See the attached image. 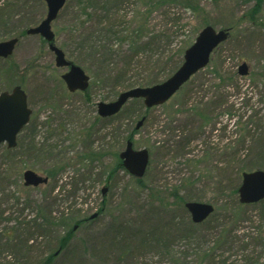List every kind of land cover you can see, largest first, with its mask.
<instances>
[{"label": "rangeland", "instance_id": "1", "mask_svg": "<svg viewBox=\"0 0 264 264\" xmlns=\"http://www.w3.org/2000/svg\"><path fill=\"white\" fill-rule=\"evenodd\" d=\"M112 1V6L121 11L116 14L114 24L122 30L131 26L129 23L135 16H141L144 21L143 14L152 2ZM195 4L196 12L180 4H162L145 17L150 35L165 34L164 42L152 58H146L151 54L147 52L140 55L144 58L141 64L139 61L132 64L127 78L130 83L126 81L117 86L115 74H107L103 78L105 81L95 88L92 84L89 91L69 92L61 78L66 69L55 66V55L47 42L39 35L21 34V29L36 26L45 18L46 3L43 0H0V41L13 37L20 39L13 55L9 59H0V74L10 70L13 73L6 81L8 76L0 78V91L22 85L33 109L31 121L37 123L35 138L28 139L37 145L57 147L53 151L54 158L46 153L48 149L28 152L19 158L23 152L19 147L22 137H18V145L11 148L16 156L5 158L7 144L0 145V264H45L43 261L51 252H55V257L49 264H101L105 260L104 264L112 261L114 264L115 257L109 259L107 256L124 249L130 238L137 237L138 230L154 226L174 233L177 228H183L184 222L191 220L186 202L213 204L217 216L238 210L235 202L239 201V195L238 191L234 194V189L238 190L242 184V174L233 169L228 173L217 169L223 166L226 151H231L235 142L242 138L254 136L261 145L259 132L264 129V0H195ZM77 10L78 0H68L53 29L57 44L67 58L84 69L72 56L75 38L70 29L76 22L73 12ZM207 25L216 30L231 28L230 35L213 51L209 64L171 99L150 108H146L142 100H129L115 123L117 127L106 119L97 122L98 102L114 101L122 92L161 84L171 77L182 65L185 50ZM63 42L70 46L69 50ZM127 48L124 47L123 54L128 53ZM154 60L156 68L148 64ZM179 60V66L175 65ZM244 63L248 65L246 75L240 74L239 70ZM147 79L156 83L139 85ZM131 84L135 86L129 87ZM89 129L92 131L90 138L86 135ZM52 131L54 135L50 137ZM131 133L136 149L150 151L148 172L141 177L145 182L142 188L138 187L135 177L124 170H119L111 182L107 176V170L115 161L111 152L124 151L128 145L126 137ZM184 137L189 140L187 146ZM251 150L248 153L242 151L248 154L244 165L255 162L257 166L245 172L264 170L261 149L256 145ZM101 152L105 155L97 160L94 154ZM90 155L95 157L92 161ZM203 157L202 163H195ZM60 162L63 169L48 183L36 187L24 184L26 169L46 176L47 168ZM7 163L8 167H5ZM174 192H177L175 197L171 195ZM103 202L105 209L99 213ZM151 203L154 206L150 208ZM261 205L264 202L246 208L254 222L242 223L233 229L229 240L219 246L217 254L226 257L223 264H246L247 260L264 264L263 254L250 246L252 242L248 237L259 226L264 227L258 217ZM41 209L56 218L75 214L72 223L75 231L67 247L59 248L58 242L65 233L64 228L45 227L43 230L32 226ZM212 224L202 226L201 234H198L201 239L213 243L220 230L211 227ZM184 244L185 241L180 242L175 246L176 250L183 251ZM144 245L142 243L141 248L144 264H171L170 260L162 261L164 249L146 250ZM23 247L26 260L20 251ZM187 251L191 254L189 259H193L196 249ZM182 254L186 256L184 251Z\"/></svg>", "mask_w": 264, "mask_h": 264}, {"label": "trees", "instance_id": "2", "mask_svg": "<svg viewBox=\"0 0 264 264\" xmlns=\"http://www.w3.org/2000/svg\"><path fill=\"white\" fill-rule=\"evenodd\" d=\"M166 3L180 4L192 12L197 11V5L195 4V0H152V2L149 3V6H147L145 14H143L144 21L143 19H141V16H135L134 18H132L133 20H131V22L129 23L131 24V26H127L125 27V30H122V29H118L117 28L118 25L115 26L114 24L116 14H120L121 11H118L119 10L118 7L112 6L113 4L112 0H78V10L73 12L75 14L74 20L76 22L73 24L72 28L70 29L73 35L72 37L75 38V42H74L75 48L74 50H72L74 51L72 52V56L76 59V62L78 64L83 66L84 69L91 74L93 81L91 80L90 87L88 88L87 91H89L92 84H93V88H95V86H99L97 85L99 82L101 83L105 81L103 78L107 74L108 75L115 74L114 80H115V85L117 86L118 85L122 86L124 83H126V81L130 83L131 80H128L127 78H128V74L131 72L132 64L133 65L136 64L135 61H139V64H141L142 60L144 59L140 55L145 54L147 52L151 53L148 56H146V58L150 59L154 56L153 55L154 52L160 50V48L157 47L163 44L165 34L150 35L151 33L148 32L147 21H145V17L151 13L153 8ZM254 11L255 8L253 12ZM21 34H26V30L24 28L21 29ZM63 43H64L63 46L65 48L67 47L69 50L70 46L66 42ZM126 46L129 47L127 48L128 53L123 54L124 47ZM87 53L88 56L87 55L85 56V54ZM115 57H119L118 58L119 60L114 59ZM181 61L180 60L177 61L176 62L177 64L175 63V65L179 66ZM148 64L154 67L155 64H157V62L154 60L151 63L148 62ZM156 67L157 65L154 68ZM6 76H8V78H6L4 81L9 79V76L10 78L13 77L12 71L11 70L8 71L7 74L6 72H4L3 75L0 74L1 79H3ZM151 83H153V81L151 79H147L145 81L143 80V83H140L139 85L146 86V85H150ZM154 83H156V81ZM135 85L137 84L135 83ZM135 85L131 84L129 85V87ZM120 114L121 112L115 116H112L111 119L110 118H105V119L108 121H113L112 123L115 126V123H117L118 122L117 120H119L118 118ZM96 119L97 122L103 120V118L99 116H97ZM36 128H37V123H33L32 121H30V123L24 128V130L19 135V137H22L20 140L19 147L20 150H22L23 152L19 154V158L23 157V155H27L28 152L29 153L30 152L32 153L34 151L45 152L47 151L46 149H48L46 153L50 156L53 155L52 158H54L55 155L53 154V151L55 149L57 150L56 146H53V144H51L50 148H48L44 144L37 145L31 141L33 140V138H35V135L37 133ZM62 128L63 127L60 128V131L62 130ZM24 131H27V133L25 134ZM53 133L54 131L50 133V137L54 135ZM263 133H264V129L260 130L259 135L261 138V145L258 142L259 139H256L254 136L250 137L251 135H248L249 138L244 137L239 142L238 141L235 142L236 144L233 145L231 151L228 152L226 151L225 153L224 156L225 161L223 163L224 167L220 166V168H218L217 170L218 171L222 170V173L223 172L228 173L227 172L228 170L233 169L237 171L239 174H241L246 169H254V166L255 167L257 166L255 162H253L252 164L251 163L248 164L249 166L244 165L246 160H248V154H243L242 151L248 153L250 152L251 149L253 150L257 145L261 149V157H264ZM86 135L89 138L91 137L92 135L91 129L87 130ZM28 138H30L31 140H29ZM132 138H133V133L129 134L126 137V140L127 141L132 140ZM184 139L186 140V146H187L189 144V140L185 137ZM23 141L25 142H24V147L22 149L21 147ZM178 147L182 148V146H178ZM170 149H172V147L167 148V150ZM182 151L185 152L184 150ZM111 154L114 155L116 162L114 161L110 169L107 170V176L108 178H110L109 180L110 182L113 180V178L115 179L119 170H124L122 165V160L119 157V153L115 151V152H111ZM5 155H6L5 158L16 156L13 152V149H8V148L5 150ZM8 155H12V156L9 157ZM104 155L105 154H103L102 152L94 154L97 160L103 158ZM94 156L90 155L89 160L92 161L95 158ZM245 156L246 158H242ZM204 157L207 159V153H205ZM203 158L195 161V163H200V162L202 163V161L205 160V158L204 159ZM4 165H6L5 167H8L7 166L8 163ZM62 169H63V165L61 162L58 164H54L53 168H49V169L47 168L46 175H48L50 178L52 177L56 178L58 172ZM135 179L139 184L138 186L139 188H142L145 185V182H143L144 180L142 178H135ZM237 191H238L237 188L234 189V194H237ZM171 195L175 197V195L177 196V192H174V194L171 193ZM180 199L181 202H184L183 197H180ZM235 204L238 206L236 207L238 208V210L229 212L227 213L226 216L224 215L217 216V214L214 213L206 221L200 224H195L190 220L188 222H184L183 228L181 229L177 228V230H175L174 233L160 230L154 226H150L146 229H140L136 232L137 237L130 238L129 243L124 247V249H120L115 254L110 253L107 257L109 259L111 257H115L114 264H123V263L140 264L139 261L140 260L142 261V254H143V249L141 248H143L142 243H144L145 244L144 247H146V250L147 248L149 250L159 249V248H161L162 250L164 249L163 255L161 256V258L163 259L162 261L170 260L171 264H219V263L223 264L225 262L226 257L223 256L222 254L221 255L217 254V251H219L220 249L219 246H222V242H226L227 240H229V238L232 236L234 232L233 229L235 230L236 227L239 228V226H241L242 223L243 224L247 222L251 223L253 221L251 214L247 212L246 208L256 206L255 204L244 205L241 204L238 200L235 202ZM152 206H154L153 203H151L149 207L151 208ZM260 207L261 208L259 209L260 213L258 217L259 220H262L264 222V205H261ZM104 209H105V204L103 202L102 208L100 209L99 213L103 212ZM215 212H216V207H215ZM38 216L39 217L35 219L34 222L32 223V226L35 225L36 227H40L43 230L54 227L64 228L65 233L63 236L59 238L58 242H59V248L63 249L65 246L67 247L75 231L74 226L72 227V223L75 222L74 221L75 217H73L75 216V214H73V216L65 215L61 218H56L52 216L50 213L47 212L44 213L43 210L41 209L39 211ZM90 218L92 219V217ZM39 219H41L40 222H38ZM86 221L87 219L82 220L80 221L79 224H83ZM209 222L211 224L213 223L211 227L215 226L216 228L218 227L220 230L219 232H217L218 235L217 239L213 243L208 242L203 238L201 239L200 237L201 233L199 232L200 228L205 224H208ZM176 226H177V222H176ZM213 235L214 234H211L210 237H213ZM48 237L50 236H47L46 238ZM248 237L252 242L250 246L256 247L259 250V252L263 254L262 258L264 260L263 225L259 226L256 229V232H253L251 236ZM194 238H196L195 240H197V242H194ZM183 241H185L184 244L185 248H183V251L184 254H186V256L182 254L183 251H178L175 248V246H177L180 242ZM136 243L137 245L135 246L134 244ZM24 247L20 251L24 253L23 259L26 260L27 254L24 252ZM190 248L196 249V252L194 253L195 256L193 259H191L192 261L189 259L191 254H189V252L187 251ZM54 257H55V252H51L43 262L45 264H49V262H52ZM143 258L145 257L143 256ZM106 262L107 261L105 260L101 264H104ZM91 264H95V263L91 262ZM110 264H113V261ZM141 264H144V262L142 261ZM246 264H259V263L255 260L254 261L247 260Z\"/></svg>", "mask_w": 264, "mask_h": 264}, {"label": "water", "instance_id": "3", "mask_svg": "<svg viewBox=\"0 0 264 264\" xmlns=\"http://www.w3.org/2000/svg\"><path fill=\"white\" fill-rule=\"evenodd\" d=\"M47 4L45 18L36 26L26 30L28 35H41L55 54V64L59 68L68 70L62 75L67 88L71 92L85 91L90 85V75L80 66L68 60L66 53L56 43L53 23L59 17L67 0H44ZM229 36L228 30L217 31L212 26L205 27L197 36L184 55V62L179 69L166 81L151 87H135L119 94L111 102H99L98 114L110 117L118 114L123 106L131 99L142 98L146 107L157 106L167 102L193 75L205 68L210 62L211 54ZM18 43V38L0 41V57L11 56ZM248 73V65L240 67V74ZM33 111L29 107L28 94L19 85L11 91L0 93V144L6 143L8 148L17 145V138L24 127L29 123ZM145 118L139 122V128ZM125 169L133 176L143 177L149 165L150 154L148 149H134L133 142L120 154ZM26 186H38L48 182V177L39 175L33 170L24 172ZM106 192V188L103 190ZM241 203H256L264 199V170L245 172L243 183L239 189ZM186 208L191 214L194 223L206 220L214 211L213 205L204 202H187ZM96 216V215H95Z\"/></svg>", "mask_w": 264, "mask_h": 264}, {"label": "flooded vegetation", "instance_id": "4", "mask_svg": "<svg viewBox=\"0 0 264 264\" xmlns=\"http://www.w3.org/2000/svg\"><path fill=\"white\" fill-rule=\"evenodd\" d=\"M48 178H49V180H50V177L48 176V175H46Z\"/></svg>", "mask_w": 264, "mask_h": 264}]
</instances>
